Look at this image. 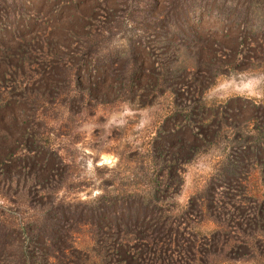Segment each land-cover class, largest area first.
Instances as JSON below:
<instances>
[{"label":"rangeland","instance_id":"rangeland-1","mask_svg":"<svg viewBox=\"0 0 264 264\" xmlns=\"http://www.w3.org/2000/svg\"><path fill=\"white\" fill-rule=\"evenodd\" d=\"M105 2L100 57L69 63L66 82ZM26 47L60 66L28 70ZM120 219L165 222L181 245L143 258L107 227ZM25 250L48 264H264V0H0V264Z\"/></svg>","mask_w":264,"mask_h":264},{"label":"trees","instance_id":"trees-1","mask_svg":"<svg viewBox=\"0 0 264 264\" xmlns=\"http://www.w3.org/2000/svg\"><path fill=\"white\" fill-rule=\"evenodd\" d=\"M128 1H130V3L132 4V2L134 3L135 0H128ZM133 7L130 8V12L133 11L132 10ZM108 10L109 8L107 3L106 2L103 3V6L100 8L101 13H99L97 18L93 21V24L89 29V32L84 37L83 43L78 47L74 60L72 59L71 61L69 60L68 62L64 60L63 66H60L59 62L61 58L57 56L56 53L50 47H48L47 50H44L42 48L40 51L37 52H35L33 48L30 49V47H26V49H24L25 56L26 55L29 56L31 54L36 55L34 59H31L29 57V59L26 60L28 62L27 69L30 71H34L32 69L36 66L35 67V69H37L36 71L44 72V70L46 69H50V68L53 69L56 66H60L63 72V78L65 79V81L66 80L70 81L73 72L77 71V69H79L81 66L78 65L77 67H69L70 66L69 63L76 62L78 64L84 63L86 65L88 64L86 62H89L90 66L92 64L93 65L96 64L98 58L100 57L99 38L102 37V35L107 31H112L111 23H109L110 24L109 25L108 22L103 21V19L105 20L109 18ZM130 15L133 17V14ZM124 55L125 56L123 60V69H124L123 73L125 75L122 77V79L124 80L125 86H128L129 89H132V86L135 87L137 76L141 72V63L137 61V55L133 51H130L129 53H125ZM164 67L165 66L163 64L160 65L159 72L157 73V82H159L158 85L160 87L164 86V84L167 82L168 76L170 75V71H171V68L168 67L169 68L168 69ZM74 68L75 70H73ZM12 73L14 74V76L12 77H15L17 79L19 72L18 71L15 72L14 70H12ZM127 74H129V76H126ZM15 78H13L14 81ZM76 81L78 83V86H81L82 82L78 77L76 78ZM19 84H24V83L20 82ZM28 85H30L29 81L25 83L24 87L26 88ZM32 136L35 137L34 134ZM30 144L35 145V147L38 148V150L45 149L44 144L41 143V141L38 138H32ZM25 147L27 150L24 148V152H23L24 155L27 156L28 158H31L30 153H28L29 146H25ZM230 162L232 164H236L235 161L232 160V158H230ZM56 175L55 174L51 175L52 180H49L48 182L50 183L54 182L56 180ZM230 176H228L227 180L232 183L234 182V179L231 178ZM237 181L238 180H236V182ZM52 221L51 223H53ZM165 225H167L165 222L163 223L156 222L150 225V227H146L142 224L138 225L136 222H133L132 220L120 219L115 221V223L108 225L107 227H112L117 231V233H119L117 239H120L121 244L122 242L132 243L133 246L137 248V250L139 251L141 257L143 258L149 257V260H152L151 259L152 257H159L164 254L167 255L170 251L173 252L174 249L173 247L181 245L180 240H177V238H173L169 233L167 236L165 233H163L162 229L165 228ZM57 233L58 232L56 231V226L53 225V228H51L50 237L52 241H54L55 243L57 242L58 239ZM112 249H114V252H117V250H122L123 248L120 247V244H114V246H112ZM46 254L48 255V257L52 256V254L50 253H46ZM23 256H24L23 258L24 264H48V259L46 260L45 258H43V256H41L43 260L38 262L39 257L38 256L37 258L36 256L34 257V254L29 252L28 250L24 251ZM54 258H56V256H54Z\"/></svg>","mask_w":264,"mask_h":264}]
</instances>
